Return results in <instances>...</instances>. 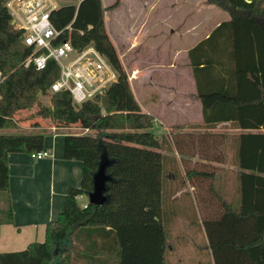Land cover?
Here are the masks:
<instances>
[{"label": "trees", "instance_id": "1", "mask_svg": "<svg viewBox=\"0 0 264 264\" xmlns=\"http://www.w3.org/2000/svg\"><path fill=\"white\" fill-rule=\"evenodd\" d=\"M8 2L0 0V32L22 41ZM207 3L231 19L189 52L203 107L199 129L205 132L172 137L153 132L154 117L137 101L107 32L102 0H83L51 13L61 31L57 43L71 42L76 49L94 44L117 71L118 81L80 105L94 134L65 137L64 157L82 162L83 175L80 186L67 194L62 214L47 224L46 240L1 253L0 264H173L172 244L173 250L190 240L187 233L175 240L179 224L186 223L194 234L204 235V244L198 245L201 263L264 264V0ZM30 54L28 48L0 51V193L9 209V154L41 152L45 141L42 134L18 132L11 110L39 102L60 75L53 60L44 70L27 67ZM54 96L72 102L67 93ZM230 126L239 133L216 132ZM174 152L186 167L185 180L178 158L170 155ZM104 156L110 161L108 200L84 207L78 197L88 198L93 191ZM196 157L199 168L190 165ZM227 164L237 169L234 192L217 170L225 177ZM187 182L197 190V208Z\"/></svg>", "mask_w": 264, "mask_h": 264}, {"label": "crops", "instance_id": "2", "mask_svg": "<svg viewBox=\"0 0 264 264\" xmlns=\"http://www.w3.org/2000/svg\"><path fill=\"white\" fill-rule=\"evenodd\" d=\"M52 1L57 5V9L60 8L55 0ZM120 2L121 0H117L111 8L117 7ZM181 2L144 0L139 6L142 9L138 8L139 11L130 15L128 20L123 21L119 17L120 24L116 22L112 28L110 19L106 16L110 7L105 6L102 0L107 32L118 51L134 95L143 110L154 117L155 126L160 122L166 130V133H163L162 128L160 135L169 137L177 133L205 132L199 129L204 123L203 107L189 52L208 39L223 22L231 19L228 12L206 1L207 5L219 8L229 17L220 18L217 17L216 11H209L203 19L184 29V21L188 16L183 18V14L180 15L182 4L186 5ZM194 14L196 13L193 12ZM0 40H5L1 32ZM21 43L23 44L22 41ZM25 48L23 44L21 49L15 47L7 50L12 53L23 51ZM0 51L7 53L2 45ZM42 107L51 112H43ZM79 108L80 105L73 101L68 103L56 96L49 102L40 97L38 103H31L26 110H11L12 118L20 125L22 131L33 132L27 134H38L35 131L47 134L43 151L48 152L49 157L36 160L28 153L9 154V207L12 219L0 225V254L23 251L33 243L44 242L47 224L59 218L64 211L67 194L80 186L83 163L64 157L66 136L90 132ZM195 119L196 122H182ZM1 133L3 131H0ZM181 166L182 163L179 162V168L183 170ZM184 176L185 171L182 173L185 180ZM186 190L189 191L188 187ZM181 193L178 192L172 200ZM4 200L7 201L6 197H2V201ZM81 201L87 203L88 199L84 197ZM193 202L197 205L194 198ZM183 226L193 232L190 224L181 225ZM179 236L176 237L177 240ZM187 236L190 238L188 243H180L173 250L172 246L175 245L172 244L170 262L173 264H185L182 260L174 263L172 259H175L173 254L177 248L188 247L196 242L193 235ZM197 252L199 253L198 245ZM195 256L190 258L187 264H199L201 258L199 255Z\"/></svg>", "mask_w": 264, "mask_h": 264}, {"label": "built area", "instance_id": "3", "mask_svg": "<svg viewBox=\"0 0 264 264\" xmlns=\"http://www.w3.org/2000/svg\"><path fill=\"white\" fill-rule=\"evenodd\" d=\"M7 6L15 25L23 31L24 46L31 51L26 66L44 70L50 60L59 65V78L49 93H67L74 103L82 105L103 95L118 81L117 71L94 44L76 49L71 42L57 43L61 31L51 21V13L57 9L52 0H9ZM2 77L0 72V81ZM31 157L42 160L49 157V153L41 151ZM83 198L78 197L79 201Z\"/></svg>", "mask_w": 264, "mask_h": 264}, {"label": "rangeland", "instance_id": "4", "mask_svg": "<svg viewBox=\"0 0 264 264\" xmlns=\"http://www.w3.org/2000/svg\"><path fill=\"white\" fill-rule=\"evenodd\" d=\"M55 1H56V3L58 4L59 7H64V6H69V5L79 6L80 3L83 0H55ZM167 1H172V0H164V2H167ZM180 1H182V2H184L186 4V5L182 4L180 15L183 14L182 15L183 18L188 16V19L184 21V23H185L184 25H186V27H183L184 29L187 28L189 25L195 24L197 21H199V19L200 20L203 19V17L206 16V14L209 11H211L212 13L216 11L217 17H220V18L221 17H229V15L226 12H224L222 10H219V8H217L215 6L207 5V3H206L207 0H180ZM116 2H117V0H104L105 6H107L108 8L110 7L109 10L106 11V16L109 17V19H110V21H109L110 23L109 24H110V26L112 28H113V25L116 22H118L120 24V22L118 21L119 17H121L123 21L128 20V17L130 15H132L133 13H137L140 9H142V7H139V6L144 2V0H121V2L119 3V5L117 7L115 6L114 8H111L113 5L116 4ZM129 2L131 4H129ZM133 5H135V6H133ZM138 8H139V10H138ZM193 12H195L196 14L193 15ZM182 16H181V19H182ZM117 27H119V25H117ZM0 45H2V47L4 48V52H7V53H8L7 49H9V48H15L16 47L18 49H21V47H23V44L21 43V41L10 40L7 37H5V40H2V41L0 40ZM9 52H11V51H9ZM41 97H42L43 101L49 102V100L51 98H54L55 96H54V94L49 93L48 95H44V96H41ZM34 103H38V101H35ZM196 121L197 120L195 119V120H191V121L190 120H185V121H182V122L183 123H189V122H196ZM162 128L163 127L160 125V122H157L155 128L153 129V132L156 133L157 135H160ZM230 128H231V126L230 127H226V128H220V129H217L216 132H219L221 130L222 131L225 130V131H227L229 133H232V134H238L239 133V131H235V130H232ZM18 132L27 133L29 131H25L24 132V131H22L20 129V131H18ZM162 132L166 133V130L163 128ZM11 133H17V132L16 131L15 132L11 131ZM29 133H33V132H29ZM35 133L47 136V134L45 132H42V131H37V132L35 131ZM86 134H94V132L90 131V132H86ZM170 155H173V156L177 157L179 162L182 163L181 168L183 170H181V171H182V173H184V171H186V167L184 166L183 162H181L182 161L181 157L175 152L171 153ZM232 157H233L232 153L228 152V158H229V162L230 163H232V160H233ZM198 164H199V161H198L197 157L194 158L192 160V162L190 163V165L192 167L196 166V167L199 168ZM223 168L227 171V175L225 177H223L222 176L223 172H221L220 169H217L218 173L220 174L221 179L225 180V182L227 184L225 186L229 187L231 192H234L235 186H236V183L234 181V176H235V174L237 172V169L232 164H227V165L223 166ZM207 185H209V183ZM190 186H191V184L189 182H187V187H188L189 191H191V194L193 195V198H194V200L197 203V199H196L197 190H195V188L193 189ZM174 187H178V184L175 183ZM2 197H5V196H3L0 193V225L3 222L11 220L10 219L11 218V210L7 206V201L6 200L2 201ZM84 202L85 201H79L80 205H84ZM194 205L197 208V205L195 204V202H194ZM198 216H199V213H198ZM181 225H183V224L179 225L178 233L174 234V235H176V237L179 236V235H182V234H186L185 230H187L189 232L187 234L193 235L195 240L196 239L197 240H196V242L193 245L189 244L188 247H179V248H177L176 249L177 250L176 253L173 254V255H175L174 256L175 259H172V261H174V263H177V261L179 262L180 260H182L183 263L185 262V264H187V262H190L189 259L193 258V256H195L194 254L198 253L197 252V245L204 244V241H203L204 240V235H203L202 232L198 233V231H195V234H194L193 232H190L187 229L186 226L181 227ZM175 240H177V238H175ZM195 257H198V255H196ZM206 262L207 261H205L202 264H205ZM179 264H181V263H179ZM199 264H201V262H199Z\"/></svg>", "mask_w": 264, "mask_h": 264}, {"label": "water", "instance_id": "5", "mask_svg": "<svg viewBox=\"0 0 264 264\" xmlns=\"http://www.w3.org/2000/svg\"><path fill=\"white\" fill-rule=\"evenodd\" d=\"M16 21H12L14 26ZM41 94V93H40ZM110 161L104 156L100 163L98 171L94 174V189L88 195V202L93 205L101 206L105 204L108 200L106 195L107 183L110 181L111 177L107 174L106 169L109 166Z\"/></svg>", "mask_w": 264, "mask_h": 264}]
</instances>
